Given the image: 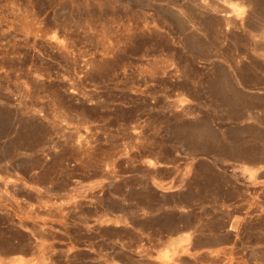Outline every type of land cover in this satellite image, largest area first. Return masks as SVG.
Masks as SVG:
<instances>
[{
	"label": "rangeland",
	"instance_id": "rangeland-1",
	"mask_svg": "<svg viewBox=\"0 0 264 264\" xmlns=\"http://www.w3.org/2000/svg\"><path fill=\"white\" fill-rule=\"evenodd\" d=\"M0 264H264V0H0Z\"/></svg>",
	"mask_w": 264,
	"mask_h": 264
},
{
	"label": "bare ground",
	"instance_id": "bare-ground-1",
	"mask_svg": "<svg viewBox=\"0 0 264 264\" xmlns=\"http://www.w3.org/2000/svg\"><path fill=\"white\" fill-rule=\"evenodd\" d=\"M246 1V0H245ZM227 10V9H226ZM214 18V17H213ZM224 22V21H223ZM226 29V28H225ZM243 153V152H242ZM236 226V225H235ZM180 259V258H179Z\"/></svg>",
	"mask_w": 264,
	"mask_h": 264
}]
</instances>
